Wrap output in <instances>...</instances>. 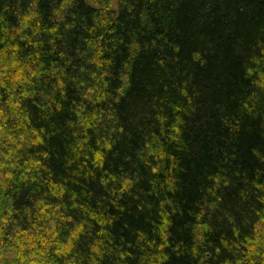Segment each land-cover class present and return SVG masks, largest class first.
<instances>
[{"label":"trees","instance_id":"1","mask_svg":"<svg viewBox=\"0 0 264 264\" xmlns=\"http://www.w3.org/2000/svg\"><path fill=\"white\" fill-rule=\"evenodd\" d=\"M0 264H264V0H0Z\"/></svg>","mask_w":264,"mask_h":264},{"label":"rangeland","instance_id":"2","mask_svg":"<svg viewBox=\"0 0 264 264\" xmlns=\"http://www.w3.org/2000/svg\"><path fill=\"white\" fill-rule=\"evenodd\" d=\"M90 2L96 7H109L117 12L118 0H90Z\"/></svg>","mask_w":264,"mask_h":264},{"label":"bare ground","instance_id":"3","mask_svg":"<svg viewBox=\"0 0 264 264\" xmlns=\"http://www.w3.org/2000/svg\"><path fill=\"white\" fill-rule=\"evenodd\" d=\"M21 120V119H20ZM23 133V132H22ZM15 144V143H14Z\"/></svg>","mask_w":264,"mask_h":264}]
</instances>
